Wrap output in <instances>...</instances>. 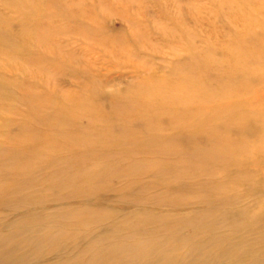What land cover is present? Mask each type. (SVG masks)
<instances>
[{
    "label": "rangeland",
    "instance_id": "obj_1",
    "mask_svg": "<svg viewBox=\"0 0 264 264\" xmlns=\"http://www.w3.org/2000/svg\"><path fill=\"white\" fill-rule=\"evenodd\" d=\"M258 8V0H0L4 164L34 177L35 196H58L170 177L159 165L178 151L259 153L264 59L254 64L252 47L242 58L229 52L263 18ZM195 125L215 136L194 139ZM139 161L156 167L136 176ZM87 167L104 174L90 182L80 173ZM98 197L91 202L108 199Z\"/></svg>",
    "mask_w": 264,
    "mask_h": 264
},
{
    "label": "bare ground",
    "instance_id": "obj_2",
    "mask_svg": "<svg viewBox=\"0 0 264 264\" xmlns=\"http://www.w3.org/2000/svg\"><path fill=\"white\" fill-rule=\"evenodd\" d=\"M258 1L263 18L229 47L237 58L252 47L256 65L264 59V0ZM216 80L223 84V77ZM193 127L194 139L215 136ZM257 151H178L184 156L159 165L170 177L155 172L135 188L134 180L117 188L91 183L58 196H35L34 177L12 172L0 155V207L6 208L0 210V264H264V147ZM64 167L56 164L61 176ZM155 167L132 165L136 176ZM80 173L93 182L104 171ZM98 196L108 199L93 204Z\"/></svg>",
    "mask_w": 264,
    "mask_h": 264
}]
</instances>
